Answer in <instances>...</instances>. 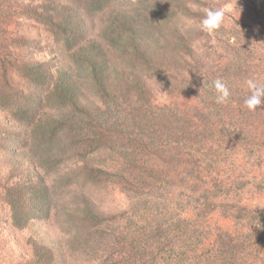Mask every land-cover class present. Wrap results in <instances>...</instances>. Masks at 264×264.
I'll return each instance as SVG.
<instances>
[{
    "label": "trees",
    "instance_id": "obj_1",
    "mask_svg": "<svg viewBox=\"0 0 264 264\" xmlns=\"http://www.w3.org/2000/svg\"><path fill=\"white\" fill-rule=\"evenodd\" d=\"M249 78L264 0H0V264L263 263L262 185L228 172L264 154Z\"/></svg>",
    "mask_w": 264,
    "mask_h": 264
},
{
    "label": "rangeland",
    "instance_id": "obj_2",
    "mask_svg": "<svg viewBox=\"0 0 264 264\" xmlns=\"http://www.w3.org/2000/svg\"><path fill=\"white\" fill-rule=\"evenodd\" d=\"M227 10L230 12V17H235L239 20L244 21H249L250 23L251 20L248 19L249 17L246 16L242 11L236 9L232 5H227ZM224 20H229V18H226ZM255 27V25H253ZM240 152V151H238ZM264 153V152H263ZM262 153V154H263ZM261 163L257 165H252L247 164L243 159H242V153H237L232 157L231 161H233V164H235L236 168H229V176H240L243 175L245 179H250L252 183L254 182H260L261 187L258 188L256 185H251L249 189L244 193L243 195V200L244 202L248 203H253L257 204L259 206H262L264 208V154L262 155V158H260ZM232 170V171H230ZM221 177H225V174ZM258 184V183H257ZM233 221L229 220L227 218H224L219 211H214L211 213L208 217V225L213 226L217 224H221L223 226H226L227 228L231 227V223ZM260 264H264L261 262Z\"/></svg>",
    "mask_w": 264,
    "mask_h": 264
},
{
    "label": "clouds",
    "instance_id": "obj_3",
    "mask_svg": "<svg viewBox=\"0 0 264 264\" xmlns=\"http://www.w3.org/2000/svg\"><path fill=\"white\" fill-rule=\"evenodd\" d=\"M224 22V12L219 8L204 9V17L199 23V28L208 33L220 29ZM248 89V95L244 98V106L249 111H256L264 106V83L257 79L249 78L245 81ZM212 87L216 92L215 101L218 104H224L228 101L231 91L228 84L220 78L212 81Z\"/></svg>",
    "mask_w": 264,
    "mask_h": 264
}]
</instances>
